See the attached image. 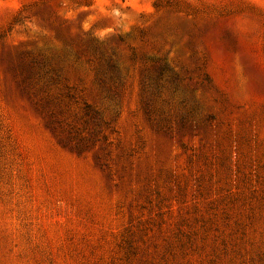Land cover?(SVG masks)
<instances>
[{"label":"rangeland","instance_id":"374dc122","mask_svg":"<svg viewBox=\"0 0 264 264\" xmlns=\"http://www.w3.org/2000/svg\"><path fill=\"white\" fill-rule=\"evenodd\" d=\"M0 264H264V0H0Z\"/></svg>","mask_w":264,"mask_h":264}]
</instances>
